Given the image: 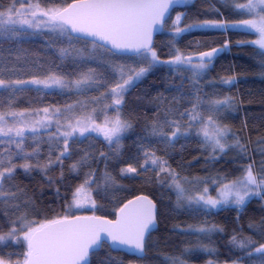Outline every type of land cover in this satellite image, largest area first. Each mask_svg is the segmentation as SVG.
Instances as JSON below:
<instances>
[{
	"label": "snow or ice",
	"instance_id": "snow-or-ice-1",
	"mask_svg": "<svg viewBox=\"0 0 264 264\" xmlns=\"http://www.w3.org/2000/svg\"><path fill=\"white\" fill-rule=\"evenodd\" d=\"M191 0H11L5 8L0 5V40L5 37L30 36L36 33L52 34L64 45L56 49L61 63L70 60L76 67L75 74L69 75L52 70L43 76L24 78L15 73L22 72L13 66L8 71L13 76L0 75V215L9 216V209L19 215L10 219L9 230L0 229V245L9 241L23 244V260L15 264H92V257L107 249L104 264H116L112 253H128L141 259L146 254V238L150 237L156 225V204L147 196H137L118 208L115 220L100 216H84L71 212L72 208H82L87 202L95 208L90 186L95 173L89 172L75 192L68 205V211L42 222L29 217L33 201L29 197L21 200L24 190L15 184L17 169L25 174L40 170L48 176L49 170L60 168L63 178L64 160H71L70 142L77 144L86 134L101 135L110 151L119 156L124 135L132 128V123L121 118L124 96L129 89L145 75L162 65H168L169 73L179 76L188 74L186 79L191 88V107L181 108V102L189 99L182 89L185 82L177 86V95L170 100L161 94L157 97L158 111L147 135L162 145L164 151L174 150L181 139L197 137L198 143L209 152L213 161L234 150L247 157L246 144L231 133L230 128L220 122L219 116L231 109L233 101L229 97L204 100L199 95L201 78L213 62L214 55L222 49L201 52L198 56L186 55L174 47L171 58L161 60L153 47V36L168 31L174 45L181 34L195 30L229 28L254 31L258 38L249 43L258 48L257 55L264 65V0H223L240 17L236 21L206 19L181 26L183 13L175 15L170 10L190 3ZM213 10L214 6H213ZM218 11V10H217ZM222 15V14H221ZM83 45L78 47L77 45ZM226 47V46H225ZM3 57L0 56V60ZM16 60H21L17 55ZM95 64L96 67L92 65ZM107 65L116 78L111 82L99 68ZM5 70L0 64V73ZM235 77L222 82L232 84ZM95 89L100 95L88 102L77 99L73 103L18 110L14 107L18 97L35 92L37 96L74 93L77 97ZM110 101V103H108ZM103 105L102 123H97V105ZM107 108H114L115 116L107 114ZM47 139H44V136ZM32 143L29 145L28 142ZM49 144L47 159H40V144ZM28 145V146H26ZM62 145V147H60ZM53 151L58 155L53 158ZM90 153L70 165L72 171L87 165ZM264 155V153H262ZM105 160L114 157L104 152ZM121 177L134 179L146 177L145 183L155 182L175 192L176 207L203 216L212 210L234 206L244 209L252 198L264 201V158L257 162L250 157L242 168V175L236 179L220 178L211 182L217 186V195L209 194V181L196 177L189 179L172 168L168 159L158 155L148 146L141 147L135 163L120 169ZM151 174V175H149ZM105 190L122 188L107 171L103 177ZM57 193L59 189L57 188ZM26 207L21 208V204ZM179 227V226H177ZM249 227H255L249 225ZM181 232L196 233L200 243L195 250L214 252L211 247L213 233L223 229L207 220L201 225H189ZM207 241V243H205ZM230 243L237 250L245 252L250 264H264V243L256 244L250 238L231 237ZM255 245V246H254ZM192 248H185L191 254ZM171 264H186L182 257L169 258ZM243 257L234 259L232 264H241ZM0 264H11L0 259ZM208 264H213L209 261Z\"/></svg>",
	"mask_w": 264,
	"mask_h": 264
},
{
	"label": "trees",
	"instance_id": "trees-1",
	"mask_svg": "<svg viewBox=\"0 0 264 264\" xmlns=\"http://www.w3.org/2000/svg\"><path fill=\"white\" fill-rule=\"evenodd\" d=\"M67 2L71 3L72 0ZM10 3L11 0H0V5L5 8ZM213 6L216 10H213ZM178 13H183L181 26L206 19L233 22L240 18L223 0H198L188 3L184 9L174 10L171 18L174 20ZM171 37L172 34L165 31L156 38L154 48L161 60L170 59L174 47L186 55L193 56L214 48L222 49L221 54L201 78L199 95L204 100L224 97L232 99L234 106L221 113L219 119L222 124L230 128L231 133L235 134L241 143L247 145L249 149L247 157H242L232 150L213 161L209 158L208 150L198 143L199 138L194 136L187 140L181 139L174 150L165 152L162 145L148 137L147 130L151 122L157 118V97L162 94L166 101L170 100L177 95V86L182 80L185 82L182 91L189 99L182 101L180 107H191L192 90L188 87L186 79L188 74L179 76L169 73V66L162 65L151 70L124 96V103L120 105V114L122 119L129 120L133 126L122 139L119 156H115L110 151L109 145L101 135L86 134L79 143L70 142L71 160H64L62 179L59 167L49 170L48 176L52 178L51 181L38 169L30 174L17 169L15 184L24 190L20 193L21 200L26 196L33 201L29 208V217L41 222L68 211L72 193L84 183L89 172L95 173L93 184L96 182L101 184L100 188L90 186L92 188L90 195L95 200L96 206L77 215H96L113 220L118 208L128 200L139 195H146L153 200L158 208V229L147 239L145 257L136 259L114 252L112 256L116 264H171L169 258L175 257H182L186 264H206L209 261L232 264L234 259L243 257L241 264H250V258L245 252L235 249L230 241L231 237L236 235L238 239L250 238L257 245L264 243V201L252 198L242 210L229 206L214 209L211 214L203 216L186 207L177 208L175 193L164 185L155 182L145 183L144 176L134 179L121 177L120 169L129 163H135L142 145L148 146L149 143L158 155L168 159L172 168L182 175L190 180L196 177L207 179L208 184L214 179L231 180L240 177L242 168L248 163L249 157L257 162V167L259 166L260 157L257 149L264 147V65L261 64L260 56L256 54L258 48L249 43L257 39L258 34L254 31L235 28L195 30L181 34L176 38L174 45ZM61 46L66 45L60 40H55L49 33L11 39L5 37L0 40V56L3 57L0 64L5 68L0 75L4 78L13 76V73L8 71L13 66L23 69L15 75L24 78L43 76L50 68L73 75L76 71L75 65L70 60L63 63L60 61L56 49ZM82 46L79 45V47ZM17 55L21 56V60H16ZM99 70L109 82L117 76L106 68L100 67ZM231 77H235L234 83L222 82ZM99 95L100 92L95 89L80 97L74 93L37 96L35 92H29L18 97L14 107L18 110L51 105L62 107L65 103H73L77 99L88 101ZM44 139H47L46 135ZM31 143V141L28 142L29 145ZM40 149V159L44 161L48 156L49 144L41 143ZM86 152L91 154L89 163L79 167L77 171H72L70 165L78 161ZM101 152L114 158L105 160L100 156ZM52 155L55 158L58 152L53 151ZM106 171L115 178L118 185L123 187L105 190L103 177ZM57 188L59 193L56 191ZM24 207L26 206L22 203L21 208ZM8 211L9 216L0 215V229L4 233L9 230L8 221L19 215L12 209ZM205 220L223 229L222 232H215L212 235L211 247L214 249L212 253L195 250L196 245L200 243L199 234L179 230L189 225H201ZM250 224L255 227H249ZM185 248H192L194 251L191 254H185ZM24 251L23 244L9 243L0 246V259L15 264L16 260H23ZM106 254L107 249L92 257V264H104Z\"/></svg>",
	"mask_w": 264,
	"mask_h": 264
},
{
	"label": "rangeland",
	"instance_id": "rangeland-1",
	"mask_svg": "<svg viewBox=\"0 0 264 264\" xmlns=\"http://www.w3.org/2000/svg\"><path fill=\"white\" fill-rule=\"evenodd\" d=\"M38 34H40V33H36V34H33V35H30V36H36V35H38ZM22 37H29V36H22ZM15 38V37H14ZM17 38V37H16ZM20 38V37H19ZM78 47H79V45H77ZM93 65H95V64H93ZM96 66V65H95ZM101 68H106L108 71H111L112 72V70L110 69V68H108V66L107 65H103V66H101ZM150 72V71H149ZM148 72V73H149ZM147 73V74H148ZM146 74V75H147ZM117 75V74H116ZM145 75V76H146ZM141 81V80H140ZM139 81V82H140ZM132 88V87H131ZM130 90V89H129ZM93 100H88V101H86V102H88L89 104H90V106H91V102H92ZM108 103H110V101H108ZM120 107V106H119ZM103 108V105L101 104V105H97V112H96V119H97V123H102V121H103V119H104V116L101 114V109ZM106 111H107V114L110 116V117H112V116H115V111H114V108H107L106 109ZM121 115V114H120ZM121 118H122V116H121ZM125 136V135H124ZM232 151V149H229L228 150V152H231ZM257 153H258V156L260 157V160L262 159V158H264V155H262V153H264V147L263 148H258L257 149ZM259 160V161H260ZM207 187L209 188V194L210 195H212L213 197H215L216 195H217V186H216V184H214V183H212V182H210V184H208L207 185ZM172 190V189H171ZM173 191V190H172ZM174 192V191H173ZM175 193V192H174ZM91 208H93V207H91V205L89 204V203H85L84 204V206L82 207V208H72L71 209V212L72 213H75V214H77V213H81V212H83V211H85V210H89V209H91ZM9 243H12V244H15V243H13V242H11V241H9L7 244H9ZM6 245V244H5ZM5 245H0V246H5ZM206 264H208V263H206ZM213 264H219V263H216V262H213Z\"/></svg>",
	"mask_w": 264,
	"mask_h": 264
},
{
	"label": "water",
	"instance_id": "water-1",
	"mask_svg": "<svg viewBox=\"0 0 264 264\" xmlns=\"http://www.w3.org/2000/svg\"><path fill=\"white\" fill-rule=\"evenodd\" d=\"M196 1H198V0H191V2L190 3H192V2H196ZM187 5V4H186ZM186 5H181V6H178L177 8H175V9H172V10H170L171 11V13L174 11V10H176V9H184L185 7H186ZM162 33H157V34H154V36H153V47H154V45H155V41H156V38L157 37H159L160 35H161ZM221 54V51L218 53V54H216V55H214V57H213V61L219 56ZM198 56V55H197ZM139 196H141V195H139ZM143 196H146V195H143ZM136 197H134L133 199H135ZM149 198V197H148ZM150 199V198H149ZM153 201V200H152ZM154 202V201H153ZM155 203V202H154ZM156 204V203H155ZM157 212H158V208H157V205H156V225H155V227L152 229V231H151V234L152 233H154V232H156L157 231V229H158V222H157ZM84 216H92V215H84ZM117 216H118V212H117V214H116V216H115V218L113 219V220H115L116 218H117ZM104 218V217H103ZM105 219H107V218H105ZM111 220V219H110ZM150 234V235H151ZM147 239H148V237L146 238V241H147ZM121 253H123V254H125V255H128V256H130V257H134V258H136L137 259V257L135 256V255H132V254H130V253H128L127 252V250H125L124 252H121ZM146 255V254H145ZM145 257V256H144ZM143 257V258H144ZM143 258H141V259H143Z\"/></svg>",
	"mask_w": 264,
	"mask_h": 264
}]
</instances>
